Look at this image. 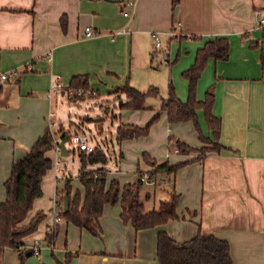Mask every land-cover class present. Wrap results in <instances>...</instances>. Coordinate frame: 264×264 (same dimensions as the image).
Returning <instances> with one entry per match:
<instances>
[{
  "label": "crops",
  "instance_id": "obj_1",
  "mask_svg": "<svg viewBox=\"0 0 264 264\" xmlns=\"http://www.w3.org/2000/svg\"><path fill=\"white\" fill-rule=\"evenodd\" d=\"M129 1L133 4L129 5ZM177 7L176 13L172 0H0V72L22 71L3 84L0 95V155L12 164L26 154L50 121L56 122L54 107L59 97L57 94L49 97L48 93L57 76L64 87L61 94L68 98L64 89L75 75L88 76L93 95H100L96 82L111 86L109 93L119 101V113L111 105L98 118L106 121L111 110L116 132L120 124L143 127L160 112L161 143L173 135L194 148L210 146L200 140L193 121H168L167 112L161 111L168 94L148 96L153 99L146 98L149 99L145 101L146 109L130 110L120 108L127 97L115 89L127 79L142 91L155 86L150 79L154 70L150 66L155 55L151 50L154 31L167 37L168 81L173 82L172 76L177 75L181 88L176 85L175 88L183 101L188 97V81L183 72L194 63L198 49L215 37H227L230 42L227 59L208 60L196 91L197 98L203 100L207 90L213 87V113L221 119L220 142L225 149L208 151L199 160L195 158L200 151L176 152L164 147L159 152L148 146L158 141L157 126L151 134L135 140L121 141L116 133L117 170L108 168V184L113 178L121 185L138 180V168L146 172L156 167L151 159L157 166L190 160L174 177L170 175L167 184L159 186L161 190L148 191L153 208H157L175 190L179 194L178 218L136 231L121 218V206L117 202L105 205L100 217V236L75 226L63 216L56 221L54 212L58 210L59 189L63 188L58 183L70 180L72 185L74 179L64 164L67 155L55 147L47 152L52 167L42 180L43 194L46 185L54 188L53 205L45 207L39 204L42 196L37 198L24 221L32 222L38 213H44L39 228L22 240L24 245L31 246L37 239L43 240L42 250L47 255L38 264L63 262L67 252L76 253L70 264H159L157 235L161 230L168 231L179 242L197 234H214L229 241L233 264H264V26L258 25L259 16L255 14V9H264V0H180ZM62 17L67 20L66 31L62 29ZM175 21L180 22L181 35L170 41L167 32ZM87 26L93 27L97 34L85 37ZM27 65L31 68L24 70ZM198 116L203 132L209 135L201 111ZM98 118L86 116L84 120ZM82 123L75 124L84 130ZM57 134L55 139L59 143L60 129ZM140 143L142 148L132 154L130 147ZM67 150L69 155L70 149ZM144 153L150 159L143 158L145 162L140 164ZM128 157H132L129 163L132 172L125 168ZM9 176H3L4 183ZM77 179L76 190L83 193V185ZM6 196H0V202ZM55 227L57 234L50 249L44 238L47 230ZM64 232L71 233L73 240L68 247L65 242L57 249L56 243ZM8 249L12 248L1 252L0 264H10L5 257ZM14 250L21 264V250ZM24 260L23 264H31L32 253L25 255Z\"/></svg>",
  "mask_w": 264,
  "mask_h": 264
},
{
  "label": "trees",
  "instance_id": "obj_2",
  "mask_svg": "<svg viewBox=\"0 0 264 264\" xmlns=\"http://www.w3.org/2000/svg\"><path fill=\"white\" fill-rule=\"evenodd\" d=\"M180 0H172L175 10ZM62 29L66 31L67 20L61 18ZM230 42L227 37H215L207 40L198 49L194 63L183 72V77L188 81V97L186 101L180 99L176 88L171 81L169 83L168 97L161 105V111H166L168 121L171 123L193 121L199 138L205 144L203 147L194 148L187 145L181 139L171 135L169 137V149H178V152L200 151L201 154L195 159H203L208 151H222L225 146L220 142L221 119L213 113L215 93L210 87L203 100L197 98V82L205 69L209 59H227L229 57ZM154 57V56H153ZM27 70V69H24ZM85 93L78 95V91ZM88 76L75 75L65 87L69 100L78 101L85 99L90 91ZM3 92V85H0V95ZM115 92L126 95L127 100L120 105V108L130 110L146 109V98L148 96H159L160 91L155 86H150L142 91L129 83L127 79L123 85L118 86ZM198 111L202 112L204 121L209 130L206 135L201 127ZM160 117L157 112L145 126L131 124H120L117 128L119 140L135 139L149 134L152 124ZM62 140L68 141L71 137L69 131L64 127L60 128ZM57 146L55 135L47 127L44 133L27 149L26 154L15 160L12 164L11 173L5 182L6 199L0 202V254L5 248L20 250L24 245L22 240L33 233L37 223L44 217V213H38L32 222L24 223L29 211L33 208L35 200L43 195L42 180L46 172L52 167V160L47 152ZM79 180L83 185V193L80 190L73 192L70 180L64 183L59 189V202H64L65 193L68 194L69 208L62 211L63 218L81 229H87L91 234L100 236V217L106 204L120 203L121 218L125 223H131L134 229L141 230L153 228L178 218L177 205L179 194L173 190L170 197L160 201L157 208L146 209L142 190L144 185L140 179L134 182H126L121 185L120 181L113 178L107 183L108 154L97 147L91 152L80 151ZM143 158L149 160L146 153ZM152 171H142L138 168L139 177L145 174L156 175L164 173L175 176L177 170L189 161L177 164L166 162L162 165L156 164ZM96 166V167H92ZM147 192L145 198L149 200ZM57 234L56 227L48 229L44 241L53 246ZM26 251V250H25ZM25 251L20 252V262L23 264ZM76 253L67 252L65 260H56L57 264H70ZM157 260L159 264H233L231 246L228 240L217 237L214 234L203 236L197 234L195 237L179 242L168 231L161 230L157 235Z\"/></svg>",
  "mask_w": 264,
  "mask_h": 264
},
{
  "label": "rangeland",
  "instance_id": "obj_3",
  "mask_svg": "<svg viewBox=\"0 0 264 264\" xmlns=\"http://www.w3.org/2000/svg\"><path fill=\"white\" fill-rule=\"evenodd\" d=\"M166 39L167 37L164 34H162L161 35V41H162L161 48L155 47L153 38H152L153 45H151V50L152 52L154 51L155 55L153 59L151 60V64H150V66L153 67L154 69L153 72L150 74V79L154 81L155 82L154 85L159 88L161 96L162 95L167 96L168 88H169L168 69L170 68V64L168 65L169 63L168 51L169 50L167 49ZM169 72H170V69H169ZM172 79H173L174 86L176 85L178 88H181L180 82H178L177 75L174 77L172 76ZM180 79H182V77ZM138 82L139 84H141L140 83L141 81H138ZM96 83L98 84L97 86L99 87L100 95H96V94L93 95L91 92L90 94H87L85 99H79L76 102L69 100V98L61 94V92L57 93L59 97V101L57 105L54 107V110L56 112V116H55L56 126L54 127V129L55 131L57 130L56 132L58 133L61 127H64L65 129L68 130L70 124L74 125L75 123H80V122L82 123L83 121L82 126L84 128V131L88 134L89 142L90 143L98 142L99 147L102 148L109 156V161L105 165V167L107 169L109 168L110 171L111 170L116 171L117 166H116L115 157H116V153H118L119 151V145L116 139L117 136H116L115 122L111 119L112 111L110 110L109 112L110 116L107 118L106 121L104 119H99L98 117L100 114H103L106 112L105 108L107 106L112 105L111 109L118 112L119 101L115 100V95L113 93H109V91L111 90V86L105 85L103 83H98V82ZM92 84L93 86H96L95 83L92 82ZM149 86L150 84L147 87H145V89L148 88ZM149 99H153V98L151 97ZM149 99H146V102L147 100L149 101ZM86 116H93V117H97L98 119L92 120V121L87 120V119L84 120V117ZM112 121L114 123H112ZM160 123H161V115L159 119L154 124H152L149 134H151V131L155 126L157 127L160 126ZM155 138L158 139V141L152 144H149L148 146L156 148L157 151L159 152L163 150L164 147L165 148L170 147L168 139L166 141L164 138L165 141L161 143V139L163 138V133H162V130H160V127H158L156 130ZM132 140H135V139H132ZM65 145L67 149H70V153L69 155L65 156L64 164H66L71 171V174L74 179V183H72V185L74 186L73 191H76V188L79 186L77 177L79 173L80 161L78 158L77 149L76 151H73V149L76 148V146L72 145L68 141L65 142ZM141 146H142L141 143L133 145L132 147H130V150H131L130 152L134 154L135 152L138 151L139 148H142ZM131 160H132V157H128V161H127L128 164L125 165L126 170H129L130 172H132L131 165H129ZM142 162H145L143 157L141 158L140 164H142ZM11 168H12V161L7 163L6 159L2 155H0V196H4V195L6 196L5 183H4V180H2V178L4 175L8 176L10 174ZM50 174H48V179H49ZM58 184H59L58 185L59 188H62L64 186V181L60 180ZM45 189L46 190H44V194L42 195L41 198H39L40 199L39 204L41 202L45 207L50 208L53 205L52 204V197H53L52 194L54 192V188L53 190L50 189L49 184H48L46 185ZM154 190L159 191L161 190V188L154 187V186H147V185H144L143 187L142 196L144 198L146 209H152L154 206L153 204L154 202L152 199L151 200L146 199L145 194L148 191L153 192ZM59 197H60V194H59ZM157 203L158 201L155 204L156 206H157ZM39 222L37 223L38 228H39V225H38ZM37 240L41 243L42 246L45 245L43 240L41 239H37ZM72 240H73V235L71 233L68 235V234H65L64 232L59 237V241L56 243L55 247L58 249L62 247V245H64L65 242H66V246L68 247L70 244V241ZM30 246L31 245H25L23 248L20 249L21 252L25 251ZM41 252H42V256L46 257L47 255L46 251L42 250ZM5 257L10 264H18V253L13 248L6 250ZM32 258H33V262L31 264H38V262H40L36 256L32 255Z\"/></svg>",
  "mask_w": 264,
  "mask_h": 264
},
{
  "label": "built area",
  "instance_id": "obj_4",
  "mask_svg": "<svg viewBox=\"0 0 264 264\" xmlns=\"http://www.w3.org/2000/svg\"><path fill=\"white\" fill-rule=\"evenodd\" d=\"M128 4L132 5L133 2L129 1ZM255 14L257 16H259L258 25L260 27H263L264 26V9H262V8L255 9ZM124 15H128V12H124ZM179 28H180V22L175 21L173 23L172 27L170 28V30L167 32V36H168V39L170 41L177 40L180 37L181 33L179 32ZM122 31H124V29L117 31V33H120ZM95 34H97V31L93 27L87 26L85 28V32H84L85 37H92ZM151 36L154 40L155 47L160 48L162 46L161 34L157 31H154L151 33ZM30 68H31L30 65L25 66V69H30ZM21 72L22 71L19 69H12L9 71L0 72V85L7 83L8 81H10L14 77H18ZM59 78H60L59 76L56 77L55 84L51 87L50 92L48 93L49 97H51L53 94H57L63 90L64 87L61 84V82L59 81ZM64 91H65V89H64ZM84 93L85 92L83 90H80V91H78L77 94L82 95ZM90 93H91V91H89L87 94H90ZM55 126H56V122H52V121L49 122V128L51 129L52 133L56 137L57 133L54 129ZM68 131L71 134V137L68 140V142L71 143L72 145L76 146V148H74L73 151H76V149H77V153H79L80 151L91 152L94 149H96L97 147H99L98 142H93V143L89 142L88 134L81 128V125L74 124L71 126V128ZM55 141L57 143L56 148L58 150H61L57 139H55ZM175 151L178 152V149H175ZM139 179L143 185L159 187V186L167 184L170 181V176L167 174H164V173H158L156 175L145 174V175L140 176ZM62 211H63V203L58 202V210H55V212H54V218L56 221H58L59 219L62 218ZM24 246L25 245H23V246L21 245L19 248L21 249ZM47 246L50 249L53 248L52 245L47 244ZM30 248H31L32 255L36 256L38 258V260L41 261L42 260V252H41L42 251V245H41V243L39 241H37Z\"/></svg>",
  "mask_w": 264,
  "mask_h": 264
},
{
  "label": "water",
  "instance_id": "obj_5",
  "mask_svg": "<svg viewBox=\"0 0 264 264\" xmlns=\"http://www.w3.org/2000/svg\"><path fill=\"white\" fill-rule=\"evenodd\" d=\"M177 10H178V7H176V10H175L176 13H177ZM58 144H59V146H60L61 153H62L63 155H68V150H67V147H66V145H65V141L61 139V140L59 141ZM168 190L170 191V190H171V187H168ZM68 208H69V198H68V194L65 193V195H64L63 210H64V211H67ZM36 222H37V219H35V220L33 221V224H36ZM25 255H26V256L31 255V248H28V249L25 251Z\"/></svg>",
  "mask_w": 264,
  "mask_h": 264
}]
</instances>
